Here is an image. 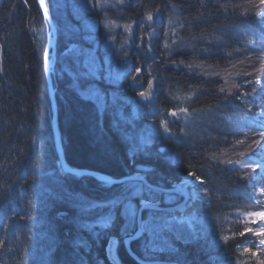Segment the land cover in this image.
<instances>
[{
	"label": "trees",
	"instance_id": "trees-1",
	"mask_svg": "<svg viewBox=\"0 0 264 264\" xmlns=\"http://www.w3.org/2000/svg\"><path fill=\"white\" fill-rule=\"evenodd\" d=\"M45 3L58 30L52 77L67 162L116 178L141 173L166 189L188 175L202 183L199 195L166 210L182 201L181 192L65 172L45 70L50 25L37 0H4L0 264H116L107 250L113 237L121 264H141L124 243L138 230V217L124 213L130 199L138 212L143 200L159 207L142 211L146 229L131 244L139 257L255 264L242 252L255 250L258 240L239 233L259 227L245 223L249 212L264 211V203H256L257 197L264 202L261 0ZM235 70H242L238 83H225ZM141 92L148 94L144 101ZM115 200L121 203L113 208ZM154 227H162L158 236Z\"/></svg>",
	"mask_w": 264,
	"mask_h": 264
},
{
	"label": "water",
	"instance_id": "water-1",
	"mask_svg": "<svg viewBox=\"0 0 264 264\" xmlns=\"http://www.w3.org/2000/svg\"><path fill=\"white\" fill-rule=\"evenodd\" d=\"M4 0H0V7L2 5ZM39 7L41 8V11L43 12L45 18L47 19V21L49 22L50 26H51V31L53 34V38L51 39V41L48 43L47 48H46V52H45V63H46V76H47V82H48V88H49V94H50V98H51V108H52V115H53V131H54V136H55V144H56V148H57V152L59 155V161L61 164L62 169L67 172V173H71V174H75V175H92L95 178H97L100 181H103L105 183H109V184H114V183H120V182H124V181H128V180H136L139 179L141 181H143L146 185L150 186L151 188L158 190V191H176L179 189H182L183 186L178 185L176 188H172V189H164L161 188L159 186H155L152 185L146 178L144 175L142 174H132V175H127L124 177H112L104 172L98 171V170H93V169H87V168H80V167H73L71 166L67 160H66V155H65V151H64V146H63V139H62V132H61V128H60V123H59V103H58V99H57V93L56 90L53 87V81H52V65L49 64V54L51 49L54 48L55 44H56V40H57V30H56V26L55 23L53 21L52 16L49 14V12L47 11V8L45 6V1L43 0V3L41 4L40 0H37ZM104 176L107 177L106 180H101L100 177ZM149 204V203H148ZM152 205V204H150ZM176 208V207H174ZM174 208H170V209H166V210H171ZM180 208V206L178 207ZM145 209H157L156 206L152 205V207H145V204H143L139 210V216L138 219H140V217L142 216V211ZM140 231V223L138 220V230L125 238L124 242L126 247L128 248L129 253L140 263L143 264H181L177 261H168V260H145L141 257H139L133 250L131 247L132 242L137 239L140 236H136V233ZM118 243V241H116ZM113 259V258H112ZM114 262L116 263H121L119 260V257L117 256L116 259H113Z\"/></svg>",
	"mask_w": 264,
	"mask_h": 264
},
{
	"label": "snow or ice",
	"instance_id": "snow-or-ice-1",
	"mask_svg": "<svg viewBox=\"0 0 264 264\" xmlns=\"http://www.w3.org/2000/svg\"><path fill=\"white\" fill-rule=\"evenodd\" d=\"M41 4L43 3V0H40ZM261 3L264 4V0H261ZM261 15H264V13H262ZM148 20H152L153 17L152 15H148ZM127 27V26H125ZM139 71V70H138ZM89 73H83V75L87 76ZM260 81L258 80L257 83H259ZM149 87H151V85H149ZM141 96H145L146 93L141 92L140 93ZM182 111H187V109H183ZM177 113L175 110H173L171 112V115L175 116ZM258 117L262 118L260 119V125L262 128H264V109L261 110L260 113H258ZM167 123V122H165ZM260 135L262 137H264V132H261ZM261 148H264V145H260ZM227 163H233L232 161H227ZM236 163H241L240 161H236ZM249 167H251V165H248ZM194 175V174H193ZM101 180H106L107 177L101 176L100 177ZM140 194L139 190L133 193V197L138 196ZM261 195L264 196V189L261 190ZM121 203V201L119 200H115L111 202V206L113 208H115L117 205H119ZM256 203L257 204H261L264 203L262 202L259 197L256 198ZM92 207H97V205H92ZM100 207H104L103 205H100ZM145 207H152V205L148 204L147 202H145ZM124 213L127 217H129L132 220H136L137 217L139 216V212L136 209L135 205L131 202V199L124 204ZM248 216V220L245 221L246 224L251 223V224H257V225H264V211H253V212H249L247 214ZM112 219L111 216H109L107 218V220L105 221V224L110 221ZM139 223H140V231L136 233V236H140L146 229V222L143 220L142 217H140L139 219ZM152 231L155 233V235H159V232L162 231V227H154L152 229ZM245 233H252L254 234L256 237L259 238L258 241V246L256 247V249L254 250L252 247H245L243 249L242 255L246 256V257H254L255 258V264H264V258H262L261 256V251L264 250V226H261L259 228H255V227H245L244 231H241L239 233L240 236H244ZM223 241L227 242L230 237L228 235H224L222 237ZM239 264H249L248 260H241L239 262Z\"/></svg>",
	"mask_w": 264,
	"mask_h": 264
},
{
	"label": "rangeland",
	"instance_id": "rangeland-1",
	"mask_svg": "<svg viewBox=\"0 0 264 264\" xmlns=\"http://www.w3.org/2000/svg\"><path fill=\"white\" fill-rule=\"evenodd\" d=\"M45 1V0H44ZM61 1V0H60ZM4 2V1H3ZM45 6H46V3H45ZM59 7V8H58ZM46 8H47V6H46ZM56 8H58L57 10H58V12L60 13L61 12V9H60V6L58 5H56ZM41 9V8H40ZM47 11L49 12V10L47 9ZM49 14H50V12H49ZM51 15V14H50ZM49 23V22H48ZM55 23V22H54ZM50 25V24H49ZM55 26H56V24H55ZM56 30H57V26H56ZM49 35H50V39H49V41H51V39L53 38V34H52V31H51V26H50V30H49ZM57 38H58V30H57ZM56 43H57V40H56ZM55 47V46H54ZM46 52V51H45ZM50 53H51V51H50ZM56 53V52H55ZM55 58H56V55H54V53H51V54H49V64L50 65H52V74H53V72H54V68H55ZM243 59L245 60V57H243ZM247 59H248V61L249 62H247ZM237 60H240L239 62H242V59L240 58V59H237ZM248 64H251V65H254L255 63L257 64V59L255 58V59H253V58H251V57H246V60H245ZM239 64H241V63H239ZM250 65V66H251ZM242 70H244V67H240ZM45 70H46V63H45ZM207 70V69H206ZM242 70L240 71V70H235L234 72H230L228 75H226V81H225V83H228V84H232V85H234V84H236V83H238V78L237 77H239V75L240 74H242ZM47 77V76H46ZM52 81H53V77H52ZM48 83V82H47ZM261 83V82H260ZM259 83V84H260ZM54 84V83H53ZM48 90H49V88H48ZM146 96H148V94H146L145 96H140V98L139 99H143V101H144V99L146 98ZM254 153H256V151L254 152ZM258 153V152H257ZM263 161H264V159H263ZM261 167L264 169V162H263V165H261ZM261 168V169H262ZM263 169L262 170H260V171H263ZM135 174H139V173H135ZM141 174V173H140ZM132 175V174H131ZM187 179H189V181H188V183L186 184V185H184L183 186V188L184 189H186V190H190L191 192H192V195H194V197L195 196H197V195H199L198 193H197V191H198V189L199 188H197V187H199V185L202 183V181H201V179L200 178H198V177H192L191 175H188L187 176ZM182 183H184V182H182ZM181 183V184H182ZM180 184V185H181ZM157 186V185H156ZM145 202H147V203H149V204H152V202L151 201H149V200H143L142 201V203H141V205H143V204H145ZM261 226H264V225H259V227H261ZM259 227H256V228H259ZM249 237H253V238H255V239H257L258 241H259V238L258 237H256L254 234H252V233H248L247 234ZM112 239H116V238H112ZM111 239V240H112ZM111 240H110V242H111ZM249 240H251V239H249ZM116 241H118V239H116ZM109 242V243H110ZM248 243V242H247ZM251 243V242H250ZM118 245V244H117ZM108 247H109V244H108ZM118 247V246H117ZM264 251V250H263ZM108 255H109V257H110V259L114 262V260L112 259V256L110 255V252H109V249H108ZM262 258H264V255L262 256ZM116 264H120V263H116Z\"/></svg>",
	"mask_w": 264,
	"mask_h": 264
},
{
	"label": "bare ground",
	"instance_id": "bare-ground-1",
	"mask_svg": "<svg viewBox=\"0 0 264 264\" xmlns=\"http://www.w3.org/2000/svg\"><path fill=\"white\" fill-rule=\"evenodd\" d=\"M51 100V98H50ZM189 179H187V176L184 177V179L179 183L181 184V186H184L188 183ZM152 185H154L153 183H151ZM178 184V185H179ZM156 186V185H155ZM128 237V236H127ZM126 238V237H125ZM117 244H119V241L118 243L116 242V239H112L111 242L109 243V247H107V250L109 249V252H110V255L112 256L113 259H116V257L118 256L119 257V254L117 252ZM128 249V248H127ZM132 256V255H131ZM133 257V256H132ZM120 258V257H119ZM116 263V262H115ZM143 264V263H141Z\"/></svg>",
	"mask_w": 264,
	"mask_h": 264
}]
</instances>
